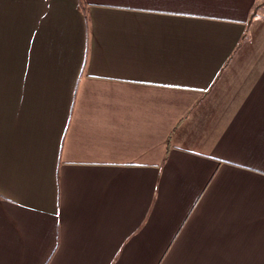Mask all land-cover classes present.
I'll list each match as a JSON object with an SVG mask.
<instances>
[{"label":"crops","instance_id":"obj_1","mask_svg":"<svg viewBox=\"0 0 264 264\" xmlns=\"http://www.w3.org/2000/svg\"><path fill=\"white\" fill-rule=\"evenodd\" d=\"M0 264H264V0H0Z\"/></svg>","mask_w":264,"mask_h":264},{"label":"trees","instance_id":"obj_2","mask_svg":"<svg viewBox=\"0 0 264 264\" xmlns=\"http://www.w3.org/2000/svg\"><path fill=\"white\" fill-rule=\"evenodd\" d=\"M81 1V4L83 3V0H80Z\"/></svg>","mask_w":264,"mask_h":264}]
</instances>
